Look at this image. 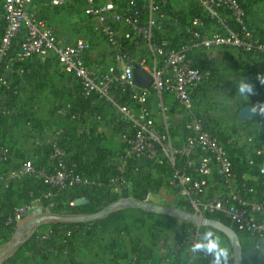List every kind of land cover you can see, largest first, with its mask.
Returning <instances> with one entry per match:
<instances>
[{
	"label": "built area",
	"instance_id": "built-area-1",
	"mask_svg": "<svg viewBox=\"0 0 264 264\" xmlns=\"http://www.w3.org/2000/svg\"><path fill=\"white\" fill-rule=\"evenodd\" d=\"M71 2L52 0L49 4L60 7ZM79 2L82 17L91 27L90 38L67 42L56 34L50 17L34 0H0V25L6 23L0 39L3 99L21 96L32 91V83L50 79L40 70L48 61L58 63L59 80H67L74 92L73 102L48 97L41 103L36 98L34 104L43 109L38 115L16 107L0 108V189L21 192L20 185L27 178L48 187L39 197L31 194L34 198L29 204L11 208L5 225L16 228L35 207L52 213L54 205L44 202L53 203L66 191L97 185L78 170L85 155L95 150L92 131L106 140L101 130L105 127L118 141L108 158L117 171L109 179L113 195L129 198L133 175L139 178L148 167L167 165L173 169L167 187L187 200L195 214L202 218L224 215L237 233L250 235L256 250L264 252V196L259 197L258 190L248 184L264 177V164L258 176L240 181L225 144L208 130L205 116L197 110L211 80L210 72L198 63L200 51L234 48L264 58V43L251 30L241 2ZM231 20L238 29L231 27ZM14 42L17 45L9 59ZM101 46H106L108 55H94ZM136 67L151 78L150 86L135 83ZM173 107L181 113L176 123L171 117ZM256 125L254 136L247 139L251 146L264 145V121ZM19 144L35 148L14 165ZM257 153L263 154V147ZM179 160L186 161L190 172L177 167ZM211 179L220 187L216 195H209ZM140 195L142 202H149L153 191ZM60 233L64 244L93 238L87 228H62ZM38 234L40 240L54 237L52 229ZM200 234L197 229L182 245L194 244Z\"/></svg>",
	"mask_w": 264,
	"mask_h": 264
},
{
	"label": "trees",
	"instance_id": "trees-1",
	"mask_svg": "<svg viewBox=\"0 0 264 264\" xmlns=\"http://www.w3.org/2000/svg\"><path fill=\"white\" fill-rule=\"evenodd\" d=\"M119 2L121 0H114ZM243 5V8L246 11L247 17V7L245 0H239ZM36 4L43 8V11L47 15L48 19L51 18V12L53 9H58L62 7H68L69 4L73 2H79V0H72L71 3L64 4L60 7L51 6L47 0H34ZM249 24V23H248ZM230 25L234 29H238V26L234 23L233 20L230 21ZM6 23L0 25V39L4 34V28ZM259 39L264 43V35L263 37H259ZM17 45V42L13 43V49L9 52L8 58L11 59L14 53V49ZM3 67V66H2ZM40 70L44 71L46 76H49L50 79L46 78V80H42L39 84L32 83V91L29 92H22L21 96H16L13 94L8 101H5L0 93V108L2 107H15L18 103L26 104H34L35 99L37 98L39 101H43L44 99L42 96L51 91L50 94L53 95V100L61 101V102H73L74 100V92L73 90L68 87L67 89H63L62 91H58L55 89L56 81L62 77V75L56 72H59L60 67L57 62L55 61H48L46 64L40 66ZM0 73H3L2 68L0 69ZM55 75V77H54ZM59 77V78H58ZM65 79H63L64 81ZM68 81L66 80L65 83ZM63 83V82H62ZM69 83V82H68ZM69 85V84H68ZM47 98V97H46ZM253 105V104H251ZM255 105V104H254ZM246 106L244 104L242 107ZM86 109V106H83ZM241 107V108H242ZM1 116V115H0ZM93 137L91 144L95 146V150L93 154H87L86 159L80 162L79 173L87 177L89 180L94 181L95 184L90 187H82L72 191H66L61 196L57 197L53 203L44 202L45 206H49L53 204V208H51L52 213L55 214H74V215H92L99 213L106 209L107 207L111 206L112 204L125 199V197H118L113 195L110 192V185L109 179L117 175V171L112 168L109 164V153L111 152L110 148H108L106 141L104 138H101L99 135L96 134L95 131H92ZM214 136L219 138L226 146L227 152L231 158L233 163L234 171L237 173L238 178L240 181L245 180L246 176H258L259 167L264 164V154L259 155L257 152L248 154L244 151V149L237 150L234 148V142L228 144L227 142L230 138H226L223 136H219L215 133H212ZM255 148L258 150L261 149L260 145H256ZM21 160L25 159L23 156ZM153 170H157V175H163V178H155L152 174H148L147 180L149 181V187H151L155 192H157L164 182L168 184V179L172 175L173 169L167 165H157L152 166ZM177 167L182 171L190 172V169L187 168V164L185 160H179L177 163ZM143 175V174H142ZM132 176L131 179H134ZM258 185L255 183V180L248 181V184L253 186L256 190H258L259 197L264 196V177L258 179ZM98 184L100 186H98ZM21 195L20 200L21 204L19 205H27L29 204L33 198L31 194L35 195L36 197L40 196V193L48 190V187L45 186L42 182L36 181L33 178H27L24 182L20 185ZM13 190L8 191L7 195H10ZM74 202L75 205L71 206L70 204ZM188 202V201H187ZM189 203V202H188ZM190 210L193 212L191 206L189 205ZM123 210L131 211V209H122L119 210L108 217L88 223V224H79V225H51L52 231L54 233V237L40 240V235L36 233L28 243L23 245L21 248L18 249L17 253L11 259L13 264H17L19 260L22 258V262H26L24 256L26 253L31 252L34 255L41 254L43 251L52 258L60 259L64 257V252L68 251L69 255L72 254L74 257H78L79 259H84L90 251L88 248H82L79 246L84 241H87V244H92L94 247V240L98 239L99 236L102 237L103 234H116V235H123L126 231L123 228V220L121 218V213ZM146 213V212H143ZM149 217H152L153 214L146 213ZM226 225L231 227L229 220L224 215H218L213 217ZM87 228L90 230L93 238L91 240L84 239V238H77L74 240L68 241L64 244V237L63 233H60L62 228L71 229V228ZM14 227L6 226L5 223L0 225V232L3 231L5 235V243L9 242L13 237L15 232ZM209 230H213L212 228H205ZM242 248H243V264H247V260H249L248 264H264V252H259L256 250L255 244L252 242V237L248 234L242 235L238 233ZM185 237H180L176 245H180L179 249H175V245L171 247L168 252L164 253L162 258L156 260L153 256V252L148 250L147 253L143 254V256H139L136 260H132L134 264H211V257L207 256V258L203 257H196L194 260H189L188 262H182L181 256L185 252L186 248L189 245H182ZM78 245V247H77ZM88 247V246H87ZM52 251V252H49ZM92 254V253H91ZM90 254V255H91ZM137 255V251H135ZM81 257V258H80ZM263 257V258H261ZM81 259V260H82Z\"/></svg>",
	"mask_w": 264,
	"mask_h": 264
},
{
	"label": "crops",
	"instance_id": "crops-1",
	"mask_svg": "<svg viewBox=\"0 0 264 264\" xmlns=\"http://www.w3.org/2000/svg\"><path fill=\"white\" fill-rule=\"evenodd\" d=\"M261 7L263 10L261 16V27L264 32V0L261 2ZM196 56L200 67L211 74V80L206 86V90L202 93V101L197 104V110L206 118L208 130L219 136L233 139L234 148L237 150L244 149V151L249 155L256 153L258 149L255 148V146L249 145L247 143V139L254 136L257 126L256 123L257 121H264V116L256 114V119L253 122H242L238 119V114L244 104H253V106L254 104H264V83L258 84L257 78L254 77V74L256 75L257 72L251 69L257 64H263V68L261 70L264 72V58L254 55H246L234 48L202 50ZM241 78L252 83L254 85L255 92H260V94L258 93V99L256 97L257 93H255L249 96L250 100L243 102L237 101L217 106L212 105L213 101L211 100V97L213 91L218 89L224 90L225 87L230 91L237 93L238 89L236 83H238ZM257 85L260 86L257 87ZM171 117L175 123L179 122L181 113L178 109H176V107H173ZM101 130L105 133L107 146H111V139L113 140L115 138L110 135L108 128L102 127ZM32 148H35V146L30 145L26 148L25 145L19 144L14 151L13 164H20L24 160H21L24 158L23 156L26 157V151ZM148 174H152L155 178H163V175H157V170H153L152 166L146 168L145 171H143V175L141 174L139 178L134 177V179H131L130 197L152 190L153 197L151 201H156L155 203L157 204H163L165 201H171L174 199L176 195L167 187L165 182L157 192L149 187V181L146 177ZM250 177L251 176H246L248 179ZM211 180L209 195H216L219 193L220 187L216 184V180ZM7 194L8 193H4L2 189H0V225L3 224L11 208L21 204V192L18 188L13 190L10 195ZM35 218L36 216L28 215L23 222L16 227L13 237L7 243H5V235L3 231L0 232V252L16 239H22L24 241L19 248L28 243L30 239H27L31 237L33 232L30 222ZM51 229V226H43L37 233H48ZM18 249L9 257L5 258L1 264H13L11 259L17 253ZM159 251L161 254L166 253V251L162 249ZM24 259H26V262H22L21 258L17 264H85L77 256L74 257L72 254L69 255V253L65 254L63 258L56 259L52 258L48 254L41 253L34 255L33 253L28 252L25 254Z\"/></svg>",
	"mask_w": 264,
	"mask_h": 264
},
{
	"label": "rangeland",
	"instance_id": "rangeland-1",
	"mask_svg": "<svg viewBox=\"0 0 264 264\" xmlns=\"http://www.w3.org/2000/svg\"><path fill=\"white\" fill-rule=\"evenodd\" d=\"M245 1L248 12L249 26L258 37H263L264 32L262 31L263 28L261 27V16L263 12L261 7L262 0ZM180 3H182V0H177V4ZM50 23L56 34L64 41L70 42L80 38H90L91 27L90 24L82 17L81 4L78 2H73L69 4L68 7L53 9L51 12ZM102 54H109V50L106 48V46H101V48H99L94 55L97 56ZM262 65L263 64H257L251 68L253 71L257 72L256 75L254 74V77L257 78L260 75H264V72L261 70L263 68ZM56 73H60L62 75L60 70ZM257 80L258 84H262L258 78ZM68 84V82L65 83V80L63 81V79H58V81H56L55 89L62 91L63 89H67L69 87ZM258 86L260 85H257V87ZM50 92V90L46 92L42 98L44 100H46V97L53 99V95L50 94ZM237 93L232 92L225 87L224 90L218 89L213 91L211 97V100L213 101L212 105L217 106L224 103L237 101L243 102L250 100L249 98H240ZM255 93H257L256 97L258 99V93L260 94V92H254V94ZM15 107L24 112H28L29 114L36 115H38L40 111L42 112L43 110L42 107L38 105H24V103L21 102L16 104ZM46 109L48 110V108H45V110ZM111 143L112 145L108 146V148H110V150L116 149L118 146V141L116 139H111ZM260 147H263L264 154V145H261ZM257 181H255V183L258 185ZM125 199L144 201L140 194L136 196L133 195L132 197ZM155 202L149 201L148 203L195 213L194 211L192 212L190 210V204L187 202V200L178 196H175L171 201L163 202V204H157ZM143 212L144 211L136 209H131V211L123 210L120 216L123 220V228L124 231H126L125 234H103L102 237L99 236L98 239L94 240L95 247L92 244H87V241H84L82 244H80L79 246H82V248H88L90 251L86 258L82 259L80 257L82 261L85 264H129L136 260V258L139 256H143V254L147 253L148 250H151L153 252L154 258L158 260L162 258L164 254L159 253V250L162 249L168 252L171 247L176 245L180 237H191L197 229H200V233L207 231V229H205L206 227L200 226L196 223L186 222L181 219L155 214H153L152 217H149L146 214L148 212ZM204 218L213 217L205 216ZM212 231H214L221 238L222 243L232 251L233 256L230 258L228 264H234V253L230 242L221 232L215 229ZM186 245L189 246L181 256L182 262H188L189 260H194L196 257H199L196 253L191 251L193 244L187 243ZM135 251H137V255L135 254ZM246 263L248 264L249 260H247Z\"/></svg>",
	"mask_w": 264,
	"mask_h": 264
},
{
	"label": "water",
	"instance_id": "water-1",
	"mask_svg": "<svg viewBox=\"0 0 264 264\" xmlns=\"http://www.w3.org/2000/svg\"><path fill=\"white\" fill-rule=\"evenodd\" d=\"M49 3L52 0H47ZM64 1V0H61ZM135 83L140 86H150L152 80L149 76L145 75L139 67L134 70ZM253 105L249 104L242 107L239 110L238 119L242 122H253L256 119V114L252 112ZM122 209H136L144 212H148L155 215H162L172 218L184 220L186 222L196 223L206 228H213L226 236L230 242L231 248L234 253V264H243V248L238 233L229 225L213 218H202L199 215L191 212L182 211L170 207L159 206L148 202L136 201L124 199L120 200L111 206L107 207L103 211L92 215H74V214H55V213H43L41 207H35L29 212L30 216H36L30 222V226L33 229L32 235L27 240L31 239L38 230L43 226L51 225H79L88 224L96 221H100L109 215L122 210ZM26 240V241H27ZM24 241L22 239H16L13 243L8 245L0 252V264L3 260L13 254Z\"/></svg>",
	"mask_w": 264,
	"mask_h": 264
},
{
	"label": "clouds",
	"instance_id": "clouds-1",
	"mask_svg": "<svg viewBox=\"0 0 264 264\" xmlns=\"http://www.w3.org/2000/svg\"><path fill=\"white\" fill-rule=\"evenodd\" d=\"M257 78L261 83H264V75ZM236 85L237 95L240 97L249 98L255 92L254 85L243 78ZM252 112L264 116V104L254 105ZM191 251L211 257V264H228L233 256L232 251L222 243L221 238L212 230L202 232L198 241L192 245Z\"/></svg>",
	"mask_w": 264,
	"mask_h": 264
}]
</instances>
